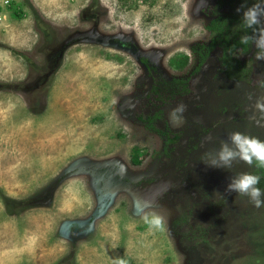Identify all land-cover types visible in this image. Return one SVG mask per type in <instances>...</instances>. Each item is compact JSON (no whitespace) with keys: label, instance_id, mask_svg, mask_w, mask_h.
<instances>
[{"label":"rangeland","instance_id":"rangeland-1","mask_svg":"<svg viewBox=\"0 0 264 264\" xmlns=\"http://www.w3.org/2000/svg\"><path fill=\"white\" fill-rule=\"evenodd\" d=\"M216 1L13 0L0 22V264H264V207L225 191L243 172L264 190V169L202 161L230 132L264 140V61L251 46L247 82L221 79L205 30ZM159 73L190 79L187 100L159 102ZM161 129L179 136L168 156ZM144 200L165 231L143 223Z\"/></svg>","mask_w":264,"mask_h":264},{"label":"clouds","instance_id":"clouds-1","mask_svg":"<svg viewBox=\"0 0 264 264\" xmlns=\"http://www.w3.org/2000/svg\"><path fill=\"white\" fill-rule=\"evenodd\" d=\"M237 11L240 12L241 9H237ZM242 19L244 27L251 32L241 36L240 43L255 48L257 50L256 59L264 61V0H258L257 3L247 7L242 12ZM256 107L261 113H264V103L261 100L257 101ZM185 111L186 106L183 103H178L171 110L170 119L174 123L183 122ZM137 159L141 164L143 163V160L138 157ZM202 161L209 167L228 170L233 167L234 162L264 169V140L240 131L230 132L227 141H222L218 150L204 153ZM259 182L260 177L258 175L243 172L230 178L225 191L247 197L254 207L261 208L264 207V190L257 186ZM37 204L39 205V203ZM153 204V200L137 203V214L150 232H163L166 230V219L154 209ZM113 264H128V262L117 257Z\"/></svg>","mask_w":264,"mask_h":264},{"label":"trees","instance_id":"trees-1","mask_svg":"<svg viewBox=\"0 0 264 264\" xmlns=\"http://www.w3.org/2000/svg\"><path fill=\"white\" fill-rule=\"evenodd\" d=\"M241 1L245 3H243L242 5H239ZM257 2L255 1L254 3H257ZM252 4L248 5V0L247 1L245 0H218L214 7L213 13L217 15V19L212 22L209 28L211 30L217 29L218 31H220L221 38L218 39L219 40L218 43H217V40H214L213 43L211 44V47L220 46L222 50V56L219 58L220 68H219L218 73L221 77H224V79L226 80L227 79L228 80H245V82H247V77L251 70L253 60L251 59L247 62V64L242 65L238 61L231 59L230 56L226 54V52L229 51V53H231L232 51L237 50V49H241V51L244 52V54L249 52L251 46L242 45L240 43V38L241 36L250 34L251 32V30L246 29L244 27L243 19H242V12L248 6H251ZM237 9H241V11L238 12ZM34 17L36 19L38 18L37 15H34ZM45 24L47 23L46 22L43 23V28H42L43 34L48 33L47 30L45 29L46 28ZM78 36L74 40H69L67 45L63 46V48H65L72 42L78 41L77 40ZM119 46H123V44L120 41H119ZM198 47H202V46L199 45ZM193 49L197 50L196 48H193ZM140 61L144 63L146 66H148L146 58H140ZM250 64H251V67H250ZM156 84L157 86L153 87L151 92L153 93V95L156 96L155 98L162 104H168L170 100H172L175 96L183 97L190 93V89L188 87V81L179 82L177 80H172L171 82H163L161 79H158ZM138 119L141 121H147V122H150L152 120L150 117L147 116L146 118H144L142 115L138 116ZM214 126L215 124L211 126V129ZM160 132L165 135L166 144H169L171 141L177 139L176 135H173L172 138H170V133L166 129H161ZM138 154H139V151L135 150L133 158H132V162L135 165L141 164V162H139L137 159ZM155 179H158V178H155ZM261 185H262L261 182H259L257 186L260 188Z\"/></svg>","mask_w":264,"mask_h":264},{"label":"flooded vegetation","instance_id":"flooded-vegetation-1","mask_svg":"<svg viewBox=\"0 0 264 264\" xmlns=\"http://www.w3.org/2000/svg\"><path fill=\"white\" fill-rule=\"evenodd\" d=\"M218 1V0H217ZM216 1V2H217ZM245 1H247V0H245ZM257 2L258 0H248V5H250V4H252V3H254V2ZM243 3H245V2H243V1H241L240 3H239V5H242ZM216 5V4H215ZM215 7V6H214ZM214 7H213V9L211 10V12L207 15L206 14V16L207 17H209L210 18V21H209V23L208 24H206V26H205V30H207L209 33H210V35H211V41H210V44L207 46V51H212V50H216V49H219L220 50V52H221V56H222V50H221V48H220V46L218 47V46H216V47H211V44L213 43V41L214 40H217V43H218V39L219 38H221V32L220 31H218L217 29H214V30H211L209 27H210V25L212 24V22L214 21V20H216L217 19V15L215 14V13H213V11H214ZM248 7H250V6H248ZM218 23V22H217ZM48 37H50V34H48L47 35ZM67 43H68V41H67ZM67 43H65V45L67 44ZM71 44V43H70ZM64 45V46H65ZM199 46V45H198ZM196 47V49H198V50H201L202 48H204V46H202V45H200V46H202V47ZM46 50H49V47H47V48H45ZM45 49H44V51H45ZM64 49L65 48H62V49H59V51L58 50H53L51 53L50 52H48L46 55V57H47V60H48V64L50 65L51 64V62L50 61H52V63L55 65V64H58V58H59V56H61V54H62V52L64 51ZM256 50V49H255ZM255 50L254 49H251L250 48V50H249V52L248 53H246V54H244V52H242L241 51V49H237V50H234V51H232L231 53H229V51H227L226 52V54H228L229 56H230V58L231 59H233V60H236V61H238L240 64H242V65H244V64H247V62L249 61V60H253V58L251 57V53L253 52H255ZM50 53V54H49ZM252 53V54H253ZM131 54H133V52H131ZM236 54H240L241 56H242V60H239V59H235V57H236ZM134 55H135V53H134ZM137 56H138V53L136 54ZM140 55V54H139ZM221 56H219L218 57V63L220 62L219 61V58L221 57ZM140 57H141V55L139 56V59H140ZM147 59V58H146ZM144 64V63H143ZM149 63H148V59H147V65H148ZM255 64V60H253V62H252V67H253V65ZM149 66V65H148ZM148 66H147V68H148ZM150 67V66H149ZM250 67H251V64H250ZM219 68H220V65H219ZM149 70H150V72H152V73H155V68H148ZM219 72V69H218V71H217V73ZM218 75H219V73H218ZM220 76V75H219ZM221 77V76H220ZM158 79H161L163 82H171L172 80H177V81H188V87H189V89H190V79H172V80H169V81H167V80H165L166 78L165 77H163L160 73L158 74V77H157V80ZM221 79H224V77H221ZM242 82L244 81V80H241ZM157 82V81H156ZM36 86H39V84L37 83L36 84ZM155 86H157V84L155 83L153 86H152V88L153 87H155ZM152 88H151V90H152ZM26 89L24 88V90L23 91H25ZM150 90V91H151ZM152 93V92H151ZM190 93H192L191 92V90H190ZM189 93V94H190ZM153 94V93H152ZM165 94H167V93H165ZM188 94V95H189ZM188 95H186V96H183V97H181V96H175L176 98H178V99H182V101L184 102L185 100H187V97H188ZM154 97H156L155 95H154ZM175 97L172 99V100H170V102L168 103V104H171V102L175 99ZM182 102V103H183ZM148 115H149V113H148ZM155 115H156V117H158V114L156 113V114H153L152 116H148V117H150L151 119H154V118H156L155 117ZM137 119H138V117H137ZM139 120V119H138ZM213 124V123H212ZM212 124H211V126H212ZM210 130H212L211 128H209V132H210ZM176 135V134H175ZM177 136V139L176 140H173V141H171L169 144H166L167 146H171L170 148H168V149H166V150H164V153H165V155L166 156H168L169 155V152L170 151H174V144L178 141V139H179V136L178 135H176ZM155 178H157V176L155 175V177L153 178V180H152V177H144L143 178V182H138V185H145V186H154V184H156V182H158L159 181V179H155ZM154 179H155V181H154Z\"/></svg>","mask_w":264,"mask_h":264},{"label":"built area","instance_id":"built-area-1","mask_svg":"<svg viewBox=\"0 0 264 264\" xmlns=\"http://www.w3.org/2000/svg\"><path fill=\"white\" fill-rule=\"evenodd\" d=\"M13 7V0H0V22L7 18V13Z\"/></svg>","mask_w":264,"mask_h":264},{"label":"crops","instance_id":"crops-1","mask_svg":"<svg viewBox=\"0 0 264 264\" xmlns=\"http://www.w3.org/2000/svg\"><path fill=\"white\" fill-rule=\"evenodd\" d=\"M9 219V218H8Z\"/></svg>","mask_w":264,"mask_h":264}]
</instances>
